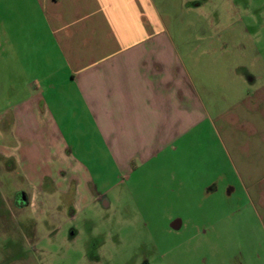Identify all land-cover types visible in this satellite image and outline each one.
<instances>
[{
  "label": "rangeland",
  "instance_id": "rangeland-1",
  "mask_svg": "<svg viewBox=\"0 0 264 264\" xmlns=\"http://www.w3.org/2000/svg\"><path fill=\"white\" fill-rule=\"evenodd\" d=\"M166 2L159 12L177 49L199 50L204 61L215 49L235 71L242 65L264 78V0ZM198 35L207 40L195 49ZM48 59L60 62L37 0H0V264H264V235L245 203L227 194L218 171H231L207 123L204 135L195 130L185 147L176 144L129 178L101 165L107 158L96 139L65 135L67 145L76 142L72 150L35 146L32 162L23 160L42 183L32 186L20 153L31 141L8 134V105L36 92L18 83L42 76ZM216 82L230 83L220 74ZM210 156L218 170L205 169ZM77 165L85 195L76 189ZM18 192L26 206L13 203ZM175 219L179 229L170 226Z\"/></svg>",
  "mask_w": 264,
  "mask_h": 264
},
{
  "label": "crops",
  "instance_id": "crops-1",
  "mask_svg": "<svg viewBox=\"0 0 264 264\" xmlns=\"http://www.w3.org/2000/svg\"><path fill=\"white\" fill-rule=\"evenodd\" d=\"M37 2L60 62L52 66L48 59L42 76L20 78L23 89L36 92L8 105V134L31 141L20 149L23 168L39 146L43 153L52 147L60 154L72 150L76 142L67 145L66 135L89 145L96 139L107 158L101 165L129 178L176 144L185 147L189 134L204 132L207 123L212 145L231 171H218L227 194L245 203L264 235V78L242 65L235 71L222 59L224 52L210 49L206 62L199 50L177 49L169 21L159 12L166 0ZM195 38V49L207 40ZM21 62L16 71L23 75L27 62ZM219 74L227 86L218 85ZM205 163L208 171L220 165L214 156ZM25 168L30 184L41 186L33 169ZM73 169L76 189L87 194L80 190V166Z\"/></svg>",
  "mask_w": 264,
  "mask_h": 264
},
{
  "label": "flooded vegetation",
  "instance_id": "flooded-vegetation-1",
  "mask_svg": "<svg viewBox=\"0 0 264 264\" xmlns=\"http://www.w3.org/2000/svg\"><path fill=\"white\" fill-rule=\"evenodd\" d=\"M13 203L16 204L19 207L26 206L28 204L27 196L24 192H18L13 195ZM71 217H73V213L69 214ZM75 232V229L73 228L71 231V234ZM73 237V236H72Z\"/></svg>",
  "mask_w": 264,
  "mask_h": 264
},
{
  "label": "water",
  "instance_id": "water-1",
  "mask_svg": "<svg viewBox=\"0 0 264 264\" xmlns=\"http://www.w3.org/2000/svg\"><path fill=\"white\" fill-rule=\"evenodd\" d=\"M104 206H106V202H103ZM181 225V221L179 219H175L171 222L170 226L173 228V229H179Z\"/></svg>",
  "mask_w": 264,
  "mask_h": 264
}]
</instances>
